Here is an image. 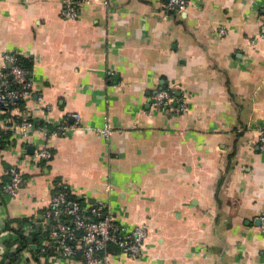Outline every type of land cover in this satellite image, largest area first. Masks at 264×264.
Returning a JSON list of instances; mask_svg holds the SVG:
<instances>
[{"label":"crops","instance_id":"1","mask_svg":"<svg viewBox=\"0 0 264 264\" xmlns=\"http://www.w3.org/2000/svg\"><path fill=\"white\" fill-rule=\"evenodd\" d=\"M166 1L87 0L66 18L62 0H0V67L15 51L32 69L24 112L51 124L77 112L84 125L0 149V186L11 166L23 174L16 195L0 188V227L44 219L66 185L145 227L140 256L110 245L106 264H264V0H188L180 11ZM164 87L184 111L150 108ZM105 117L108 137L93 128ZM41 147L52 156L37 158ZM0 238L1 261L11 247Z\"/></svg>","mask_w":264,"mask_h":264},{"label":"built area","instance_id":"2","mask_svg":"<svg viewBox=\"0 0 264 264\" xmlns=\"http://www.w3.org/2000/svg\"><path fill=\"white\" fill-rule=\"evenodd\" d=\"M87 0H62L61 15L73 18L77 8ZM188 0H167L168 10L180 11L185 8ZM258 37L264 39V20L261 22ZM33 92V76L30 66L23 63L20 54L6 51L3 54V64L0 67V149L2 143L13 136L28 138L35 132L47 136H62L71 131L84 127L80 114L71 113L72 120L63 118L56 123L35 121L24 112L13 113L19 107L20 101L25 100ZM150 108H168L181 112L186 109V103L175 96L169 88L155 91L149 100ZM103 126L93 127L94 130L106 137L111 133L107 117ZM9 132V136H5ZM258 146L264 150V123L258 128ZM37 158H50L52 151L41 147ZM9 179L0 188L16 195L23 182L21 169L16 165L9 169ZM109 184L105 185L108 189ZM259 228L264 233V212L258 216ZM51 221L49 237L42 246L39 256H49L52 253L66 259H78L83 264H106L108 247L113 245L129 257H138L142 243L146 237L143 225L127 226L117 220L109 204L104 200H93L86 197H75L70 188L63 185L54 193L44 211V222ZM4 226L0 227V231ZM32 231L33 228L27 226ZM3 233V232H1ZM0 233V235H1Z\"/></svg>","mask_w":264,"mask_h":264},{"label":"trees","instance_id":"3","mask_svg":"<svg viewBox=\"0 0 264 264\" xmlns=\"http://www.w3.org/2000/svg\"><path fill=\"white\" fill-rule=\"evenodd\" d=\"M23 63L30 66L29 61L26 58H23ZM23 101H20L19 106L22 107ZM23 108V107H22ZM9 132L6 133L5 136H9ZM9 140H6L2 143V147L7 144ZM9 172L8 176L2 181V183L6 182L9 179ZM62 186H59V189H61ZM17 221L19 223V228L15 229L10 224H5L1 233L3 237V242L10 246L11 249L9 252H7L4 259H1L0 264H14V263H20L21 264H41L40 260L38 259L40 252H41V246L43 242L48 239L49 237V229L51 226V221H44V219L38 218V217H28V216H20L17 217ZM27 226H32V231H26L28 229ZM13 231L15 232L16 238L12 237ZM1 241V238H0ZM18 242L19 244L17 246H14ZM36 245L35 247H33ZM30 252L33 256V259L31 260L29 257H26V260L24 261L22 258L23 252ZM1 253V252H0ZM47 255L51 256L52 253H46ZM80 259V257H77Z\"/></svg>","mask_w":264,"mask_h":264}]
</instances>
